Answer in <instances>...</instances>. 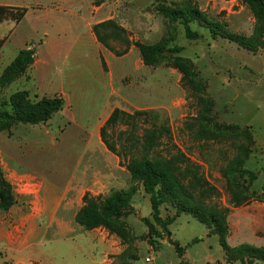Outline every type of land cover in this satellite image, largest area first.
<instances>
[{
  "label": "rangeland",
  "instance_id": "374dc122",
  "mask_svg": "<svg viewBox=\"0 0 264 264\" xmlns=\"http://www.w3.org/2000/svg\"><path fill=\"white\" fill-rule=\"evenodd\" d=\"M49 1L0 0L27 9L18 24L11 20L0 22V39H5L0 49V73L24 42L38 45L42 41L45 16L64 17L52 10ZM187 2H195L209 20L219 25L216 37L205 22H193L190 27L199 37L188 39L180 24H168L155 9L159 4L174 6ZM36 3H42L43 8L33 9ZM73 5L78 18L84 19L71 23L78 38L77 51L65 63L63 56L55 57L53 62L55 70H63V76L64 70L74 69L79 88L68 91V80L63 77L64 91L41 89L50 81L51 74L57 79L60 73H43L37 66L33 73L40 90L28 76L1 92L0 109H10L8 98L17 90H26L31 101L58 94L64 105L46 123H19L0 132L1 171L15 195L9 213L0 211V264H16L8 255L13 254V242L18 235L28 233L29 229L34 246L50 249L53 261L60 259L59 236L48 227V210L58 193L66 204L61 208L62 215L73 221L74 212L82 203L81 194L92 183L104 184L101 195L130 185L128 172L106 150L98 135L106 112L114 107L129 112L152 108L159 113V123L166 119L170 134L161 139L156 152L166 155L181 150L199 165V173L217 192L200 197L199 189L193 191L184 185L183 191L192 196L189 204L227 209L222 219L229 247L247 243L264 248V18L257 21L249 7L238 0H73ZM107 19L124 27L132 40L144 43H154L173 32L171 44L182 46L179 56L196 74L203 86L201 91L194 93L187 81L181 80V73L170 65H144L135 47L128 55L117 58L94 37L93 46L89 39L93 36V23ZM116 46L120 48L119 44ZM39 49L44 54L47 45ZM25 86L28 89H23ZM203 105L212 118L208 128L216 129L215 136L202 131L199 112ZM131 205L135 211L125 221L132 238L124 242L114 235L123 249L110 255L108 264H264V259L247 257L228 260L214 225L185 212H180L168 225L169 235H152L149 243L142 218L152 222L151 207L141 187ZM177 205L178 201L166 200L159 206L160 216H173ZM76 226L81 229L75 228L72 235L81 236L82 242L91 245V232ZM155 228L159 230L156 224ZM194 238L198 241L191 243ZM168 239L184 247L183 257L178 256ZM147 256L152 262L145 261Z\"/></svg>",
  "mask_w": 264,
  "mask_h": 264
},
{
  "label": "trees",
  "instance_id": "16d2710c",
  "mask_svg": "<svg viewBox=\"0 0 264 264\" xmlns=\"http://www.w3.org/2000/svg\"><path fill=\"white\" fill-rule=\"evenodd\" d=\"M238 1L249 7L257 21L263 20L264 0ZM155 9L167 20L168 24H180L185 37L188 39L199 37V33L190 27L193 22H205L216 37L219 25L209 20L206 13L195 2L174 6L159 4ZM25 13V7L0 5V22L11 20L17 24L22 20ZM91 31L97 42L115 56H121L130 47H135L139 50L144 65L153 67L161 63L170 65L181 73V80L187 81L194 93L201 91L203 86L196 80V74L190 69L188 63L179 56L183 49L182 46L171 44L173 32L154 43H144L132 40L124 27L109 19L94 23ZM4 42L5 39L1 38L0 49ZM116 44H119L120 48ZM35 50V43L27 44L19 49L15 57L2 69L0 73V96L3 89L26 73L33 63ZM102 64L105 67L104 61ZM63 104V98L57 94L31 101L26 90H17L11 93L8 98L10 109H0V132L19 123L32 125L46 123L63 108ZM207 110V106L203 105L199 112L202 131L204 134L211 133L212 136H215L216 129L211 131L208 128L212 118L207 114ZM150 116L151 120H149ZM158 117L159 113L152 108L136 109L132 112L114 108L110 112L99 128V136L105 148L118 158L119 164L128 172L131 182L127 188L110 189L105 195H92L85 192L81 198L82 205L75 213V222L85 230L102 227L122 241H129L132 235L125 217L135 211L131 205V199L141 187L143 192L148 195L151 207L152 222L147 218H142L147 227L145 238L149 243H151L152 235L157 237H160L161 233L169 235L168 225L174 221L180 212H185L193 214L205 224L214 225V232L218 235L228 260H243L245 257L264 259V248L247 243L239 244L233 248L228 246L226 240L227 227L224 219H222V214L226 213L227 209L224 208L220 211L214 207L206 209L189 204L192 196L183 191L184 185L193 191L199 189L197 193L200 197H207V195L217 192L199 173V165L191 162L181 150L168 152L166 155L156 152L162 144L161 139L169 137L170 134L166 119L159 123ZM213 124L218 125L216 122ZM228 169L233 171L230 166ZM169 199L178 201L179 205H177V211L173 216L163 219L160 216L159 206ZM14 203L13 187L2 174L0 158V210L7 212ZM155 224L159 230L155 228ZM197 241L198 239L194 238L191 243ZM170 242L178 256L183 257L184 247L176 241ZM118 264H128V262Z\"/></svg>",
  "mask_w": 264,
  "mask_h": 264
},
{
  "label": "crops",
  "instance_id": "0c3cea01",
  "mask_svg": "<svg viewBox=\"0 0 264 264\" xmlns=\"http://www.w3.org/2000/svg\"><path fill=\"white\" fill-rule=\"evenodd\" d=\"M38 2H40V1H38ZM49 2L53 6L52 10H55L57 13H59L60 15H62L64 17H61L58 14H55L52 16H48V15L45 16L46 21L44 22L45 25L43 27V28H45V31H43V34H42L43 39L38 45H36L33 63L30 65V67L28 68V70L26 71V73L23 76L19 77L18 79H16L12 83H17V82L21 81V79H26V77L29 76V78L31 79L30 82L33 83V86L40 90V87L38 85H36L37 84V82H35L36 77L34 78V73H33V70H35V68L37 66H39L44 71L43 73H47V72L60 73L59 78H57V79L51 74V76L49 77L50 81L48 79L49 82L47 83V85L41 86L42 87L41 89H48L49 87H52L51 89H55V88L58 89L59 88L62 91H64L63 88L65 86L63 85L62 82H63V77L64 78L66 77V79L68 80L67 81L68 86L65 88H67L68 91H72V90L76 91L80 86L78 84V82L76 81L78 79V78H76L78 74L74 73V69L69 68L66 71L64 70L65 76L61 75L63 70L62 69H60V71L55 70L56 66H55L53 61H54L55 57L63 56L64 59L62 61H63V63H65V60L67 59V57L71 56V53L73 51H74V53H75V51H77L76 49H77V39L78 38H77V35H75L73 33L74 28L71 26V23L74 22L76 24L78 20L84 22V19L78 18V10L73 5V0H50ZM41 4L42 3H36V5L33 7V9H35V10L42 9L43 7ZM0 5L21 7L20 5H14V4L3 3V2H0ZM26 11H27V9H26ZM50 33L51 34L53 33L52 38H50ZM93 37H94V35L90 36L89 39H90L91 44L94 46V38L95 37L94 38ZM52 39H53V41H51ZM27 44H29V41L24 42V44L22 45L21 48L25 47V45H27ZM43 45H47V49H46L47 51L44 54H42L40 49H39ZM21 48H19V49H21ZM131 48L132 47H130L129 50L121 56L128 55L129 52L131 51ZM17 52H16V54H17ZM111 54H113V53H111ZM121 56H115V57L118 58ZM14 57H15V55H14ZM99 57L101 58L102 56L100 55ZM63 67H64V65H63ZM101 74H102V72H101ZM103 79H104V77H103ZM92 82H93V80L91 79L90 84ZM102 83H103V81L101 82V84ZM101 86L102 85L99 84L98 89H101ZM103 87H102V89H103ZM23 89H28V88L25 86ZM89 95H92V92H90ZM93 97H94V99H96L94 94H93ZM91 99H93V98H91ZM109 103H110V101H109ZM114 108H119V107H114ZM114 108H112L108 112H106L107 115H106L105 119L109 116L110 112ZM58 112H56V113H58ZM102 113H104V112H102ZM105 119L102 121L100 126L103 124ZM100 126H99V128H100ZM99 128H98V135H99ZM99 139H100V136H99ZM100 142H101V139H100ZM102 145H103V143H102ZM86 185H88V183H86ZM103 187H104L103 183H101V184L92 183L90 186L86 187V190H84L82 192L81 198L85 192H89L92 195L101 194V193H103ZM81 201H82V199H81ZM51 203L52 204H50V205H51L52 209L48 210L49 216L51 217V220H50L48 227H51V229H54L56 234L59 236V240L57 242V249H58L59 254H60V259L53 261L52 257L49 256L50 249L41 250L40 248L34 246L31 243L32 241L30 238L32 236V233H31L32 231L29 229L28 233L23 231L24 234L18 235L16 240L13 242V245H15V246L13 247L12 251H13V254H15V255L11 254V255H8V257H11L15 263H26V264H30V263H37V264H108L111 261V259L109 257L110 255H112V254L116 255L122 251L123 248L121 246V243L118 241V238L116 236H114V234L108 233L107 230H105L104 228H101V227L94 228L92 230H86V231L91 232V239H92L91 245H89L88 243L82 242L81 236H75V235L73 236L72 234L75 232V228L77 227L76 226L77 224H76L74 219H73V221H68L65 219L66 216L62 215L61 208L66 207V204L63 202V196L60 193H58L51 200ZM81 205H82V203L80 204V206ZM80 206H79V208H80ZM11 208L7 212H3L1 210L0 211L4 214H7V213H9ZM76 211L74 212L73 216H75ZM76 229L79 230L81 228H76ZM78 240H80V241H78Z\"/></svg>",
  "mask_w": 264,
  "mask_h": 264
},
{
  "label": "built area",
  "instance_id": "2783aa9c",
  "mask_svg": "<svg viewBox=\"0 0 264 264\" xmlns=\"http://www.w3.org/2000/svg\"><path fill=\"white\" fill-rule=\"evenodd\" d=\"M145 261L146 262H152L151 257L150 256L145 257Z\"/></svg>",
  "mask_w": 264,
  "mask_h": 264
}]
</instances>
